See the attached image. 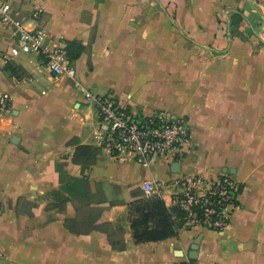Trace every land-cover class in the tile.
<instances>
[{
    "label": "crops",
    "instance_id": "crops-1",
    "mask_svg": "<svg viewBox=\"0 0 264 264\" xmlns=\"http://www.w3.org/2000/svg\"><path fill=\"white\" fill-rule=\"evenodd\" d=\"M4 2L49 48L85 51L75 78L55 77L0 26V264H264V0ZM82 86L135 114L184 116L189 151L173 164L114 156ZM82 147L96 160L76 161ZM224 174L243 186L229 226L187 225L173 182ZM147 180L178 235L136 244L129 204Z\"/></svg>",
    "mask_w": 264,
    "mask_h": 264
},
{
    "label": "built area",
    "instance_id": "built-area-1",
    "mask_svg": "<svg viewBox=\"0 0 264 264\" xmlns=\"http://www.w3.org/2000/svg\"><path fill=\"white\" fill-rule=\"evenodd\" d=\"M0 26L12 30L18 49L40 55L43 58L41 67L55 77H76L77 70L68 57L67 49L46 46L44 30L26 28L23 19L16 15L8 2L0 3ZM82 91L86 101L97 110L102 144L114 156H131L141 164H149L156 159L173 164L189 151L191 131L184 116L171 115L165 110L139 115L120 106L114 95L95 94L83 86ZM9 106V96L0 94V109L8 110ZM173 184L178 188L173 202L186 212V224L191 227L225 230L241 205L243 186L231 174L216 179L183 177ZM142 187L148 198L162 195L159 183L147 180ZM179 264L197 263L188 260Z\"/></svg>",
    "mask_w": 264,
    "mask_h": 264
},
{
    "label": "trees",
    "instance_id": "trees-1",
    "mask_svg": "<svg viewBox=\"0 0 264 264\" xmlns=\"http://www.w3.org/2000/svg\"><path fill=\"white\" fill-rule=\"evenodd\" d=\"M66 49L72 62L85 51V46L81 43L70 42ZM82 150V153H76V161L87 163L96 160L97 148L82 147ZM111 188L113 187L111 186ZM129 209L136 244L163 240L178 235L177 224L172 219V215L161 197H147L131 202Z\"/></svg>",
    "mask_w": 264,
    "mask_h": 264
},
{
    "label": "water",
    "instance_id": "water-1",
    "mask_svg": "<svg viewBox=\"0 0 264 264\" xmlns=\"http://www.w3.org/2000/svg\"><path fill=\"white\" fill-rule=\"evenodd\" d=\"M197 243H198V240L196 241V244H195V246L193 247L194 249H196V248H197Z\"/></svg>",
    "mask_w": 264,
    "mask_h": 264
}]
</instances>
